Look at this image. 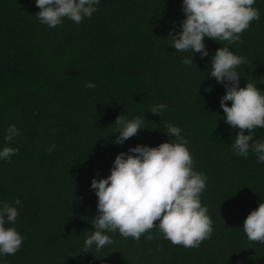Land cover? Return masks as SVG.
<instances>
[{"label":"trees","instance_id":"16d2710c","mask_svg":"<svg viewBox=\"0 0 264 264\" xmlns=\"http://www.w3.org/2000/svg\"><path fill=\"white\" fill-rule=\"evenodd\" d=\"M253 7L259 19L239 42L205 37L209 55L194 52L184 64L191 50H175L168 36L183 19L181 0H100L91 17L52 28L39 23L34 0H0V146L18 148L0 160V200L21 199L14 226L24 236L2 264H264V243L242 229L264 201V163L232 152L238 129L223 120L224 87L208 74L211 54L227 45L248 60L237 67L239 86L252 81L264 91V0ZM118 114L141 115L145 128L114 143ZM165 122L181 127L194 169L207 177L200 198L212 234L186 248L155 228L151 239L116 231L111 244L83 250L98 214L91 178L106 176L118 152L167 140ZM9 123L21 133L11 142ZM253 133L264 139V128Z\"/></svg>","mask_w":264,"mask_h":264},{"label":"clouds","instance_id":"9594fccd","mask_svg":"<svg viewBox=\"0 0 264 264\" xmlns=\"http://www.w3.org/2000/svg\"><path fill=\"white\" fill-rule=\"evenodd\" d=\"M99 2L34 0L39 9L35 14L39 23L49 28L60 25L65 18L79 23L92 16ZM254 4L255 0H181L183 19L178 31H169V45L177 51L191 50V56L183 57L182 63L193 64L194 52L202 58L209 55L205 37L227 41V44L239 42L240 33L249 27L251 21L259 19V9L253 7ZM242 63H248L245 56L234 53L227 45L220 46L210 56L208 74L224 87L219 98L223 120L238 129L232 141V152L247 157L251 151L259 165L264 163V139H253V130L264 128V91L252 81L239 86L241 77L237 67ZM95 86L92 80L85 82L87 88ZM225 101H230V105ZM114 123L117 135L113 142L116 144H123L145 128L141 115L128 118L118 114ZM163 126L167 140L155 146H130L115 155L106 176L91 178L89 187L97 197L98 214L83 241V250L88 251L93 245L99 250L111 244L109 233L116 231L133 239L147 233L146 238L151 239L149 230L155 228L164 239L186 248H198L201 241L212 234V219L207 205L202 204L200 198L207 177L194 169L193 157L186 137L181 134V127L169 122ZM20 134V129L9 123L4 140L11 142ZM54 147L50 144L47 150ZM17 151L18 148L10 143L0 146V160L7 162ZM21 203L18 197L11 203L0 200V257L15 254L24 240L14 226L19 212L17 206ZM242 229L249 240L264 243V201H259L244 217Z\"/></svg>","mask_w":264,"mask_h":264}]
</instances>
